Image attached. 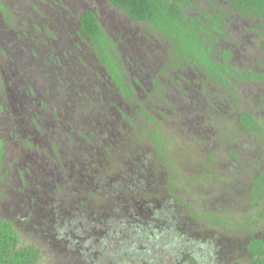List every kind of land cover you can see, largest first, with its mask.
Returning a JSON list of instances; mask_svg holds the SVG:
<instances>
[{
    "label": "rangeland",
    "instance_id": "1",
    "mask_svg": "<svg viewBox=\"0 0 264 264\" xmlns=\"http://www.w3.org/2000/svg\"><path fill=\"white\" fill-rule=\"evenodd\" d=\"M0 1L14 24L7 28L0 11V66L12 48L48 47L55 52L45 61L41 57L40 69L29 63L23 66V75L32 78L36 91L29 99L22 95L29 112L21 113L22 107L14 111L7 91L11 86L0 87L4 106L0 111V219L14 222L21 247L39 248L40 264H89L86 253L76 252L78 245L74 244V251L64 250L70 237L78 236L82 242L88 238L98 248L107 239L102 222L115 219L118 229L111 231L110 247L104 251L118 255L119 234L127 241L135 239L133 226L122 227L124 222L146 225L157 216L153 231L140 238L132 253L146 248L157 264H192L193 251L201 254L200 259L194 258L198 264H214L209 249L214 245L215 259L221 264L246 261L242 243L247 232L233 226L246 216L257 219L251 195L253 182L264 169V140L245 132L238 116L249 112L264 128V80L244 77L250 70L264 73V21L234 11L230 0H189L188 17H200L204 11L206 16L221 18L224 34L212 41L214 55L220 62L222 50L230 49V71L235 75L228 77L225 86L215 79V71L194 67L197 83L189 86L169 67L171 42L147 25L131 21L109 0ZM88 9L97 13L116 45L115 57L128 73L123 83L134 87L130 97L111 81L104 52H96L78 34L79 17ZM67 48L75 50L68 53ZM136 78L141 85L137 86ZM202 83L204 89L199 88ZM32 104L39 130L29 116ZM12 111L22 123L14 132L6 123ZM152 132L162 140L163 153H156ZM169 182L183 213L165 210L166 201L172 199ZM131 185H145L159 194L150 200L163 202L161 214L160 205L151 206L157 213L139 214L133 206L135 216L126 220L124 211L131 205L126 189ZM135 201L139 206L147 199ZM215 216L229 222L222 224L229 233L217 226ZM254 234L264 235V222ZM100 255L99 249L89 254L95 262L103 260ZM126 261L151 264L150 259L126 257Z\"/></svg>",
    "mask_w": 264,
    "mask_h": 264
},
{
    "label": "trees",
    "instance_id": "2",
    "mask_svg": "<svg viewBox=\"0 0 264 264\" xmlns=\"http://www.w3.org/2000/svg\"><path fill=\"white\" fill-rule=\"evenodd\" d=\"M109 2L120 12L127 14L131 21L137 24L147 25L148 27H150L149 29H153V32L158 31L162 33L164 38H167V40L171 42V63L169 64V67H177L178 65L182 66L183 61L189 64H192L193 62L200 71H215V79L218 82H222L225 86L229 85L228 77L235 76L230 71L233 67L232 65H229V61L227 60L228 58H225V56H223L224 63H220L215 59V44L212 43L215 40L217 42L219 37L224 34L221 28L223 27L221 24L222 20L218 15L213 18L212 16L204 15L203 11L200 17H188L186 9L192 6V3L189 0H109ZM230 2L232 3L233 10L239 12L244 17H247L248 19H259L264 21V0H230ZM203 17L205 20L203 19ZM206 18L208 19L207 21ZM79 34L82 38L87 39L92 44V47L96 52L97 50L100 51V49L102 50V52H104V55L106 57L104 61L107 65L106 69L111 81L119 86L123 95L130 97V95H132V92L134 91V87L132 85L126 87L127 85L125 86V84L123 83V76H126L128 73L125 74V71L122 70V66L119 64L118 59H116L115 56L118 54L114 51L116 45L105 32V29L102 27L95 11L88 9L80 15ZM261 48L264 51V34ZM227 53L229 54V52ZM249 73V75H245L244 77L250 80H264L263 73L259 74L256 72H252L251 70L249 71ZM136 79L138 82L140 81V79ZM156 84L157 83L155 82V85ZM139 85H141L140 82L139 84H137V86ZM131 100H133V98H131ZM145 115L149 120L153 119V116L147 115L146 113ZM238 123L245 132H248L250 134H258L259 137L264 140V128L260 126V123L254 115L246 111L241 112L238 116ZM151 135L153 138L156 153H163L164 146L162 140L155 132H152ZM2 144L3 142L0 141V154L2 152ZM212 158L215 160V157ZM167 187L168 189H166L170 192L169 195L172 199L166 201L165 210L170 209L172 211V209L175 208V210L178 209L180 212H182V202H180L178 198H176L173 194L171 182H169ZM126 191L129 195L126 201L128 200L127 203L131 204L129 205L130 208L126 212L124 211L126 207L123 206V208H121L124 211L126 220L129 219L128 216L132 218L135 216L133 206H135L136 208V214H139V212L143 210H146L149 213H151L152 211H155V213L159 211L160 213L163 202H153L150 200V196L159 195H155L154 190L150 191L149 188H146L145 185H131L126 189ZM141 199H147V202H145L144 205H142L143 203H138L139 206L134 205L136 203L135 200L140 201ZM251 200L255 208H257V219H250L249 216H246L243 221L237 224V226H233L235 228L242 227L241 232H247V240L242 243L247 260L244 262L232 260L227 264H264V235L254 234V229L256 228V226H259V223L264 222V169L258 172L253 182ZM123 202L122 205L124 204ZM156 205H160L157 208L158 211L157 209L155 210L154 208H151V206L156 207ZM183 215H185V213ZM153 218L155 219L153 223H149L146 225L142 223H136V226L138 225L139 227L137 230L135 226V220H133L132 223L128 222V220L127 222H124L125 224L122 225V227H125L126 225L133 226V234L135 233V239L129 238V240L127 241L123 239V236H120L123 234H119L116 238V244L117 247H119L118 250L120 251L118 255L115 252H111L113 254L112 255L104 251L107 250V248L109 249L110 247L108 237L112 233L111 231H116L118 229L117 225H115L114 223L116 221L115 219H113L114 221L107 220L102 222L103 228L107 227V239L106 241L102 239V241L98 243L100 248H96L97 246L93 245L94 243L92 241H89L88 238L82 239L84 241L82 242L78 239V236H76L77 239L70 237L71 242L68 243V246H63L64 250L70 251V249H73L74 251V248L77 247L74 244L78 245L76 252H79L80 254L86 253L85 255L89 264H129L126 261V257L131 258L132 260L140 258L148 261V259H150L151 264L153 262L157 264L154 259L150 258L149 249H138L136 254H134L135 252L132 253L131 251V248L135 244H140L139 241H141L140 238L143 235L149 236V233L153 231V224H156L158 222L157 216ZM212 219L216 224H218L217 226H222V224H229V222L227 223V221L223 220L222 217L219 216H215ZM84 223L87 224L88 221H85ZM226 225L222 226V228L226 233H229ZM118 232L121 233L122 231L118 230ZM65 240L68 241L66 238ZM146 244L147 243H145L146 247L150 246L149 244ZM171 245L173 244L171 243ZM204 245L207 244L204 243L203 245H201V243H199V246L201 247H204ZM79 246L81 247L79 248ZM59 247H61V245H59ZM95 249H99V251L101 252V257H99L103 258L101 262H95L93 260L95 258L93 256H89V254L93 253ZM209 249L213 254V263L221 264L220 261L215 259L214 245H212V248L209 247ZM190 254L193 258V261H191L192 264H198V262H196L194 258L200 259L201 257L199 256L201 254L195 253L193 251H191ZM179 255L183 257V253H180ZM40 260L41 250L39 248L35 247L34 245L21 247L20 236L14 222L6 218L0 219V264H40Z\"/></svg>",
    "mask_w": 264,
    "mask_h": 264
},
{
    "label": "flooded vegetation",
    "instance_id": "3",
    "mask_svg": "<svg viewBox=\"0 0 264 264\" xmlns=\"http://www.w3.org/2000/svg\"><path fill=\"white\" fill-rule=\"evenodd\" d=\"M5 1L7 2V0H5ZM0 11L2 12V14L4 15V18L7 21V28H13L14 24L12 23V20L10 19L9 10L8 11L6 10L5 5L1 1H0ZM12 35L13 34H11V36ZM15 37L18 38L19 34L15 35ZM27 42L28 41H26V42L22 41V42H20V44L27 43ZM52 47L55 48L54 46H51L50 48H52ZM47 48L48 47H46V48L32 47V48H25V50L23 49L20 51H18V48H12L10 55L5 53V54H7L6 59H5L6 62L3 63L2 66H0V87L3 83L11 86V87H8L7 91L9 93L10 99L12 101V106L14 108V111L18 112L17 110H19L20 107H22L21 109L23 110V111L20 110L21 113H25L26 111H28V106L23 101L22 95H25L27 97V99H29V96L32 97L34 95V93L36 94L35 84L32 81V78L26 77L25 74L23 75V66H25L24 64L29 63V65L32 68H34L35 70H37V68L40 69L41 65H40L39 61H41V57H43V59L45 61V59L48 58L51 54H52L51 58H52L53 54H55V52L52 53L50 51L51 49H49V48L47 49ZM56 48H58V45H56ZM27 49H28V51H27ZM73 50H75V49L74 48L73 49L67 48V50L65 52L71 53ZM227 52H229V54ZM232 53L233 52L230 51V49H223L222 50V58H224L223 56H226V58H228L227 60L229 61L231 56L228 57V55H232ZM44 61H42V63ZM220 63H224V60L222 59V61H220ZM229 65H231V64L229 63ZM194 67H197V66L193 62H192V64H189V63L183 61L182 66L178 65L177 67H170V68L171 69L174 68V70L177 71L176 75L180 79L183 80V83L188 84L189 86H193V84L197 83V81L195 79V75L192 76ZM256 73L261 74L263 72H256ZM7 75H8V78H7ZM25 77L28 78L26 85L24 83ZM199 88L204 89L203 83L201 84V86H199ZM21 89H24V92H22ZM6 99L9 100L8 97H6L5 100ZM1 100L2 99H0V111H2V109H4V106L1 104ZM207 102H209V101H207ZM41 103L42 102H40V105H41ZM32 105H34V104H32ZM34 111H36L35 105H34V110L31 108V113H29V116L31 114V118H30L31 122L35 126V129L39 130L40 127L38 125L40 124V121H37V123L34 121L35 116H36V112H37V111L36 112H34ZM11 114L12 115L10 116V118H8L6 123H7V127L11 128V131L14 132L17 129H19V127L22 123L19 124V120L17 119V117L13 111ZM0 141H2V140H0Z\"/></svg>",
    "mask_w": 264,
    "mask_h": 264
}]
</instances>
